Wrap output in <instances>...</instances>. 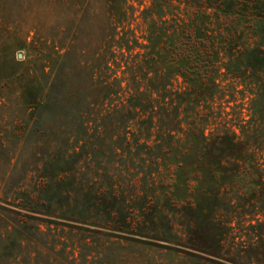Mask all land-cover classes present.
Here are the masks:
<instances>
[{"label": "rangeland", "instance_id": "1", "mask_svg": "<svg viewBox=\"0 0 264 264\" xmlns=\"http://www.w3.org/2000/svg\"><path fill=\"white\" fill-rule=\"evenodd\" d=\"M109 1L0 0V264H249V255L264 264V236L257 254L241 246L264 235L256 227L264 208L228 210L223 189L199 176L206 165L169 173L162 158L146 156L154 147L98 141L96 126L73 144L67 119L37 120L31 100L47 94L67 53L73 88L101 78L142 81L135 55L146 43L143 11L152 0H121L112 12ZM14 60L25 66L10 79ZM228 101H218L220 133L235 106ZM257 157L264 163V151ZM65 175L70 183H60Z\"/></svg>", "mask_w": 264, "mask_h": 264}, {"label": "trees", "instance_id": "2", "mask_svg": "<svg viewBox=\"0 0 264 264\" xmlns=\"http://www.w3.org/2000/svg\"><path fill=\"white\" fill-rule=\"evenodd\" d=\"M120 3L110 0L108 9H120ZM143 17L146 43L134 64L142 81L101 78L73 88L67 53L59 57L47 94L31 100L37 120L53 114L67 119L76 127L71 129L73 144L85 142L96 126L98 141L154 147L156 152L151 149L146 156L151 162L162 158L169 173L182 172L188 164L196 166L195 172L206 165L199 176L208 174L214 188L223 189L228 210L243 214L248 206L264 208V163L257 157L264 151V0H152ZM24 66L14 60L8 78L21 75ZM106 69L108 64L97 70ZM173 79L181 80L183 88L176 89ZM95 91L97 99L90 100ZM227 97V104L235 106L220 133L213 126L223 115L218 101ZM93 107L98 109L93 112ZM69 155L73 159L79 153ZM70 179L65 175L60 183ZM256 227L264 229V221L257 219ZM263 236L241 245L242 252L257 254ZM249 257L245 261L252 264L254 257Z\"/></svg>", "mask_w": 264, "mask_h": 264}, {"label": "water", "instance_id": "3", "mask_svg": "<svg viewBox=\"0 0 264 264\" xmlns=\"http://www.w3.org/2000/svg\"><path fill=\"white\" fill-rule=\"evenodd\" d=\"M22 57H23V55H22V54H20V55H19V58H22Z\"/></svg>", "mask_w": 264, "mask_h": 264}]
</instances>
